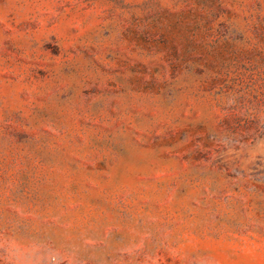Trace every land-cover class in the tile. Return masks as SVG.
I'll use <instances>...</instances> for the list:
<instances>
[{"label": "rangeland", "instance_id": "1", "mask_svg": "<svg viewBox=\"0 0 264 264\" xmlns=\"http://www.w3.org/2000/svg\"><path fill=\"white\" fill-rule=\"evenodd\" d=\"M0 264H264V0H0Z\"/></svg>", "mask_w": 264, "mask_h": 264}]
</instances>
